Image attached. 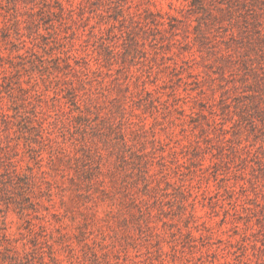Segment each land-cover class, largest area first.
<instances>
[{
    "label": "rangeland",
    "instance_id": "374dc122",
    "mask_svg": "<svg viewBox=\"0 0 264 264\" xmlns=\"http://www.w3.org/2000/svg\"><path fill=\"white\" fill-rule=\"evenodd\" d=\"M0 264H264V0H0Z\"/></svg>",
    "mask_w": 264,
    "mask_h": 264
}]
</instances>
